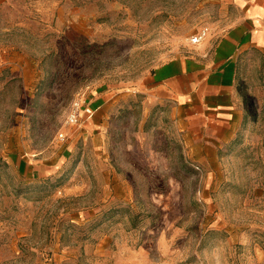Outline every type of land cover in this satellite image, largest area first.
<instances>
[{
	"label": "rangeland",
	"instance_id": "rangeland-1",
	"mask_svg": "<svg viewBox=\"0 0 264 264\" xmlns=\"http://www.w3.org/2000/svg\"><path fill=\"white\" fill-rule=\"evenodd\" d=\"M243 2L0 0V264H264V52L210 153L135 91Z\"/></svg>",
	"mask_w": 264,
	"mask_h": 264
},
{
	"label": "crops",
	"instance_id": "crops-1",
	"mask_svg": "<svg viewBox=\"0 0 264 264\" xmlns=\"http://www.w3.org/2000/svg\"><path fill=\"white\" fill-rule=\"evenodd\" d=\"M238 9L236 22L213 46L160 64L135 89L150 104L170 109L178 128L194 140L191 145L205 153L233 139L242 122L241 53L250 48L264 52V0H244Z\"/></svg>",
	"mask_w": 264,
	"mask_h": 264
},
{
	"label": "built area",
	"instance_id": "built-area-1",
	"mask_svg": "<svg viewBox=\"0 0 264 264\" xmlns=\"http://www.w3.org/2000/svg\"><path fill=\"white\" fill-rule=\"evenodd\" d=\"M207 36V31L202 30L200 31L195 37L192 38L191 43L192 44H200L202 43ZM85 113L88 117L93 115V109L90 106H86L85 104H81L80 102H74L69 116H68V123L77 125L80 121L81 114Z\"/></svg>",
	"mask_w": 264,
	"mask_h": 264
}]
</instances>
